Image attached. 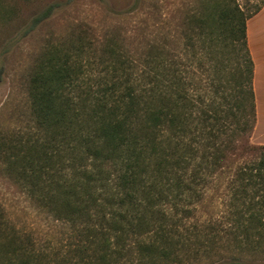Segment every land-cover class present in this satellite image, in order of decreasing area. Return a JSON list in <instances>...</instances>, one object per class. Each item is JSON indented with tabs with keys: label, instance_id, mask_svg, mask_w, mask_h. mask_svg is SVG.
<instances>
[{
	"label": "trees",
	"instance_id": "obj_1",
	"mask_svg": "<svg viewBox=\"0 0 264 264\" xmlns=\"http://www.w3.org/2000/svg\"><path fill=\"white\" fill-rule=\"evenodd\" d=\"M31 1L0 0V81L14 42L72 2L25 14ZM231 2L130 0L105 8L123 26L78 25L42 46L13 124L0 126V173L64 242L38 249L0 218V264H169L214 249L223 264H264V144L250 141L246 41L261 5ZM229 46L227 71L216 52Z\"/></svg>",
	"mask_w": 264,
	"mask_h": 264
},
{
	"label": "rangeland",
	"instance_id": "obj_2",
	"mask_svg": "<svg viewBox=\"0 0 264 264\" xmlns=\"http://www.w3.org/2000/svg\"><path fill=\"white\" fill-rule=\"evenodd\" d=\"M50 1L32 0L26 5L22 4L23 12L26 14L33 6H42ZM199 1L168 0L170 6L174 5L176 7L183 3L191 4L194 2L198 4ZM262 1L232 0L231 3L234 2V4L248 12L255 10L259 5L262 6ZM106 2L104 5L98 3L97 0H72L66 8H59L28 36L14 42L10 52L5 56L6 73L0 81V126L13 124V110L15 104H17L16 102L21 98L19 87L21 78L28 71L33 57L46 42H55L62 40V38H68L72 31L77 29L78 25L91 27L96 29L98 33H101L106 27L115 26L116 24L124 25L125 21L123 18L112 16L105 8L121 9L128 5L130 0H106ZM138 14L144 17L143 13ZM139 15H136V18ZM126 41L131 42L132 48L136 45L132 38ZM230 47L232 48V46H229V49L225 48L223 51H218L220 53L216 52L217 63H220L222 68L226 65V70L231 66L229 60L236 56ZM218 48L220 49V47ZM229 50L231 54H229ZM239 54H243V50H239ZM222 55L223 58L221 57ZM220 58L223 60L222 63ZM10 97L14 100V104H11L10 101L7 104ZM250 141L253 142L251 136ZM18 192L11 180L0 173V218L5 224L3 227L5 231L9 233L17 232L22 241L25 242L27 240L38 249H44L45 246H50V249L60 247L62 242H64L63 227L55 223H47L43 214L36 213L26 207L27 203ZM208 210L216 211L214 208H209ZM220 215V213H215V218L220 219ZM216 251L214 249L209 254L200 252L199 256L191 257L190 254L183 250L176 255L177 257H171L169 264H223L219 260L220 252H218V249Z\"/></svg>",
	"mask_w": 264,
	"mask_h": 264
},
{
	"label": "crops",
	"instance_id": "obj_3",
	"mask_svg": "<svg viewBox=\"0 0 264 264\" xmlns=\"http://www.w3.org/2000/svg\"><path fill=\"white\" fill-rule=\"evenodd\" d=\"M247 47L253 61L256 120L253 143L264 144V4L246 20Z\"/></svg>",
	"mask_w": 264,
	"mask_h": 264
}]
</instances>
